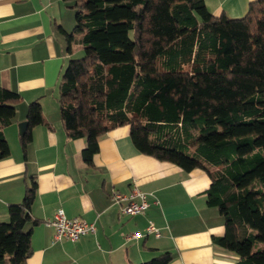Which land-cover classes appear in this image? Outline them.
<instances>
[{
  "label": "trees",
  "instance_id": "obj_1",
  "mask_svg": "<svg viewBox=\"0 0 264 264\" xmlns=\"http://www.w3.org/2000/svg\"><path fill=\"white\" fill-rule=\"evenodd\" d=\"M74 27L64 36L70 59L57 88L60 123L85 139L90 165L103 134L122 126L138 153L206 173V204L223 219L216 243L236 264H264V0L240 18L213 16L203 0H66ZM80 53L72 57L74 49ZM21 96L0 87V160L10 154L3 130ZM23 153L46 122L27 106ZM36 182L0 223V264H26ZM163 253L142 264H169Z\"/></svg>",
  "mask_w": 264,
  "mask_h": 264
},
{
  "label": "crops",
  "instance_id": "obj_2",
  "mask_svg": "<svg viewBox=\"0 0 264 264\" xmlns=\"http://www.w3.org/2000/svg\"><path fill=\"white\" fill-rule=\"evenodd\" d=\"M255 1L203 0L213 16L227 18L242 17ZM68 8L66 0H0V87L22 98L3 130L10 154L0 160V222L8 220L7 207L22 201L33 178L30 216L37 224L27 227L32 254L26 264H142L163 253L171 255L169 264H236L238 257L215 241L224 225L217 209L206 204L210 180L205 172H185L138 153L128 126L100 136L90 165L81 157L85 139L66 136L57 88L70 59L58 31L72 30ZM79 53L73 50L71 56ZM34 101L46 125L32 129L23 153L18 126ZM133 189L147 194L148 207L132 217L122 215L109 194ZM58 210L93 224L94 231L76 242L51 244L53 229L44 222ZM149 223L159 229V238L145 234ZM134 233L142 237L128 240Z\"/></svg>",
  "mask_w": 264,
  "mask_h": 264
},
{
  "label": "built area",
  "instance_id": "obj_3",
  "mask_svg": "<svg viewBox=\"0 0 264 264\" xmlns=\"http://www.w3.org/2000/svg\"><path fill=\"white\" fill-rule=\"evenodd\" d=\"M112 204L119 206L120 213L125 216H135L141 214L148 207L147 194L133 189L129 194L123 195L119 192L112 191L109 194ZM138 202H137V201ZM44 224L53 229L51 244L57 241L76 242L81 237L94 231L93 224H89L78 218H67L62 210H58L53 218L46 220ZM146 235H152L155 238L160 237V231L152 223H149L145 230ZM142 235L134 233L129 239H139Z\"/></svg>",
  "mask_w": 264,
  "mask_h": 264
},
{
  "label": "water",
  "instance_id": "obj_4",
  "mask_svg": "<svg viewBox=\"0 0 264 264\" xmlns=\"http://www.w3.org/2000/svg\"><path fill=\"white\" fill-rule=\"evenodd\" d=\"M26 129H27V123L26 122H23L22 124H20L18 126L19 135H22L25 132Z\"/></svg>",
  "mask_w": 264,
  "mask_h": 264
},
{
  "label": "rangeland",
  "instance_id": "obj_5",
  "mask_svg": "<svg viewBox=\"0 0 264 264\" xmlns=\"http://www.w3.org/2000/svg\"><path fill=\"white\" fill-rule=\"evenodd\" d=\"M68 6L70 7V3H68ZM68 11H69V12H72V13H71V18H72L73 24H72L71 27H72V29H73V27H74V11H75V10H74V9H70V8H68ZM70 31H72V30H70ZM70 31H69V32H70ZM74 50H76V48H75ZM0 223H1V222H0ZM27 227H28V226H27Z\"/></svg>",
  "mask_w": 264,
  "mask_h": 264
}]
</instances>
